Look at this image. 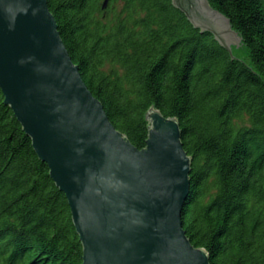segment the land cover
<instances>
[{
	"label": "trees",
	"instance_id": "trees-1",
	"mask_svg": "<svg viewBox=\"0 0 264 264\" xmlns=\"http://www.w3.org/2000/svg\"><path fill=\"white\" fill-rule=\"evenodd\" d=\"M247 59L172 0H47L81 76L113 125L145 146L153 106L192 157L182 212L210 264H264V0H208ZM67 198L0 89V264H81Z\"/></svg>",
	"mask_w": 264,
	"mask_h": 264
},
{
	"label": "water",
	"instance_id": "water-1",
	"mask_svg": "<svg viewBox=\"0 0 264 264\" xmlns=\"http://www.w3.org/2000/svg\"><path fill=\"white\" fill-rule=\"evenodd\" d=\"M172 4L233 56L241 38L208 0ZM0 89L67 198L81 264H210L183 228L192 157L178 120L151 106L145 146L132 144L84 82L47 0H0Z\"/></svg>",
	"mask_w": 264,
	"mask_h": 264
},
{
	"label": "rangeland",
	"instance_id": "rangeland-1",
	"mask_svg": "<svg viewBox=\"0 0 264 264\" xmlns=\"http://www.w3.org/2000/svg\"><path fill=\"white\" fill-rule=\"evenodd\" d=\"M238 46L236 47V44L235 43H231V51H232V55L236 58H239V59H247V55H248V49L247 47H245L243 44H242V41L239 40L238 41Z\"/></svg>",
	"mask_w": 264,
	"mask_h": 264
}]
</instances>
